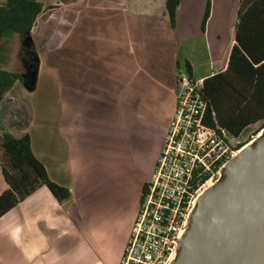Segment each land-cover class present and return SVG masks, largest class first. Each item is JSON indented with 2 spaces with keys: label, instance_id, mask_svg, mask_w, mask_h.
<instances>
[{
  "label": "crops",
  "instance_id": "0c3cea01",
  "mask_svg": "<svg viewBox=\"0 0 264 264\" xmlns=\"http://www.w3.org/2000/svg\"><path fill=\"white\" fill-rule=\"evenodd\" d=\"M38 1L44 12L30 33L1 41L2 62L10 38L22 40L20 55L33 47V68L61 53V90L74 104L59 125H35L7 91L2 102L21 104L26 121L0 120V135L28 134L33 156L69 196L40 185L4 212L0 264H120L173 112L177 62L187 61L195 79L225 70L240 0H211L204 30L206 0H180L174 27L165 0ZM251 22L259 28L264 17ZM7 187L0 171V195Z\"/></svg>",
  "mask_w": 264,
  "mask_h": 264
},
{
  "label": "built area",
  "instance_id": "2783aa9c",
  "mask_svg": "<svg viewBox=\"0 0 264 264\" xmlns=\"http://www.w3.org/2000/svg\"><path fill=\"white\" fill-rule=\"evenodd\" d=\"M202 82L184 69L175 74L173 112L120 264H170L197 198L242 148L238 137L217 123Z\"/></svg>",
  "mask_w": 264,
  "mask_h": 264
},
{
  "label": "trees",
  "instance_id": "16d2710c",
  "mask_svg": "<svg viewBox=\"0 0 264 264\" xmlns=\"http://www.w3.org/2000/svg\"><path fill=\"white\" fill-rule=\"evenodd\" d=\"M180 0H165V9L174 27ZM211 0H206L201 29L210 14ZM259 9L263 11L259 12ZM44 11L38 0H5L0 5V43L14 34H28L37 18ZM235 43L231 48L225 70L203 80L202 92L209 109L215 113L217 123L233 136L239 137L251 126L257 125L249 135L264 128V26L253 27L254 18L264 17V0H240ZM1 50V49H0ZM5 57H0L2 62ZM33 66V62L30 63ZM192 78L187 61L177 62ZM18 73L0 69V103L5 93L20 81ZM250 140L240 142L242 147ZM0 171L7 189L0 195V216L45 185L59 200L69 196L68 189L53 183L47 177L44 166L33 156L30 138L24 134L15 138L9 132L0 135Z\"/></svg>",
  "mask_w": 264,
  "mask_h": 264
},
{
  "label": "water",
  "instance_id": "95a60500",
  "mask_svg": "<svg viewBox=\"0 0 264 264\" xmlns=\"http://www.w3.org/2000/svg\"><path fill=\"white\" fill-rule=\"evenodd\" d=\"M170 264H264V128L197 198Z\"/></svg>",
  "mask_w": 264,
  "mask_h": 264
},
{
  "label": "rangeland",
  "instance_id": "374dc122",
  "mask_svg": "<svg viewBox=\"0 0 264 264\" xmlns=\"http://www.w3.org/2000/svg\"><path fill=\"white\" fill-rule=\"evenodd\" d=\"M5 0H0V5ZM48 7L56 17H58L57 7ZM47 9V10H48ZM44 12V11H43ZM36 32V31H35ZM18 35V34H17ZM22 40L9 39L3 42V48L7 49L11 54L8 62H0V69L15 72L20 74L21 80L16 81L11 89L8 90L10 96L18 98L28 108L30 113V120L35 122V125L46 124H60L62 119H67L69 107L68 103L74 104V95L61 90V80L59 78L60 65L62 54L52 53L49 55L47 61L40 60L35 68L31 66L33 59V47L30 45L25 47V55H20V47ZM197 53L203 51L204 41L196 39L193 43ZM3 52H0V57H3ZM12 57V58H11ZM44 58V57H43ZM42 67L40 68V65ZM207 72V67L202 66L199 68L198 74ZM3 101V100H2ZM0 110V120H4L5 124L12 125L16 121L25 122L24 109L21 104L11 105L8 101L2 102ZM163 113L166 112V105L162 108ZM2 118V119H1ZM1 122V121H0ZM3 123V124H4ZM15 126V125H13ZM257 125L251 126L238 137L239 142L245 141L249 135L256 129ZM15 134L18 131H14ZM1 164V152H0Z\"/></svg>",
  "mask_w": 264,
  "mask_h": 264
}]
</instances>
